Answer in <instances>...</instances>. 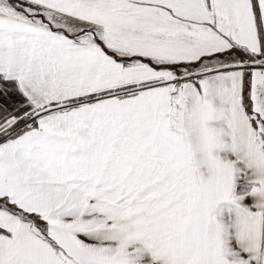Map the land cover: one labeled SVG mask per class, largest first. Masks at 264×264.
<instances>
[{
  "label": "snow or ice",
  "instance_id": "6c2138e0",
  "mask_svg": "<svg viewBox=\"0 0 264 264\" xmlns=\"http://www.w3.org/2000/svg\"><path fill=\"white\" fill-rule=\"evenodd\" d=\"M0 264H264V0H0Z\"/></svg>",
  "mask_w": 264,
  "mask_h": 264
}]
</instances>
